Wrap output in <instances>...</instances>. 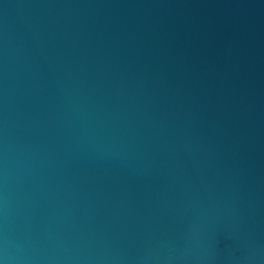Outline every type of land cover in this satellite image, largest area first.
Returning a JSON list of instances; mask_svg holds the SVG:
<instances>
[{"label":"water","instance_id":"95a60500","mask_svg":"<svg viewBox=\"0 0 264 264\" xmlns=\"http://www.w3.org/2000/svg\"><path fill=\"white\" fill-rule=\"evenodd\" d=\"M3 264H264V0H0Z\"/></svg>","mask_w":264,"mask_h":264},{"label":"clouds","instance_id":"9594fccd","mask_svg":"<svg viewBox=\"0 0 264 264\" xmlns=\"http://www.w3.org/2000/svg\"><path fill=\"white\" fill-rule=\"evenodd\" d=\"M0 264H3V261H0Z\"/></svg>","mask_w":264,"mask_h":264}]
</instances>
